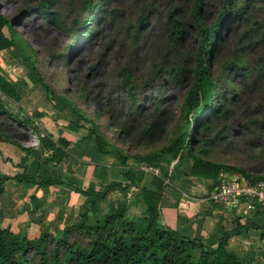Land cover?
Here are the masks:
<instances>
[{
	"label": "rangeland",
	"instance_id": "1",
	"mask_svg": "<svg viewBox=\"0 0 264 264\" xmlns=\"http://www.w3.org/2000/svg\"><path fill=\"white\" fill-rule=\"evenodd\" d=\"M40 1L0 0V12L51 91L47 95L29 80L28 60L11 45L0 49V71L13 81L19 99L0 94L4 104L21 119L32 117L37 127L33 109L71 115L85 126L78 113L86 115L105 145L124 153L128 164L135 163L134 155L167 143L181 121L180 105L199 40L191 20L193 7L198 4L201 22L209 24L223 0H47L60 25L37 12ZM168 11L183 23L177 38L166 28ZM2 30L8 35L6 26ZM170 68L179 73L172 75ZM208 69L216 79L221 115L213 117L208 129L197 127L191 145L195 150L204 147L201 155L207 159L264 173V0L233 1L211 47ZM126 74L133 103L122 85ZM151 121L157 126L154 137L144 131ZM32 125L0 116V132L19 143L31 141L29 134L36 133ZM6 158L0 152V159ZM170 159L165 154L153 167L144 165V182L162 172L160 166ZM255 254L254 248L235 253L244 264H263Z\"/></svg>",
	"mask_w": 264,
	"mask_h": 264
},
{
	"label": "trees",
	"instance_id": "2",
	"mask_svg": "<svg viewBox=\"0 0 264 264\" xmlns=\"http://www.w3.org/2000/svg\"><path fill=\"white\" fill-rule=\"evenodd\" d=\"M234 0H223V5L217 17L209 24H203L200 19L198 4H195L191 13L198 44L194 53V64L191 71L190 82L186 87L180 105L181 121L172 130L169 141L156 149L143 154L134 155V164L126 162L127 156L119 149L113 148L118 158L119 166L125 181H110L102 184L98 190L75 189L84 194L93 196L90 201L89 211L96 215L87 222L88 210H84L78 221L65 225L58 233L54 234L48 229L42 230L38 235L27 237L13 235L7 226L0 224V264H244L241 259L228 247L226 241L232 235L238 234L253 224L239 222V216H234L233 226L223 230L216 238L209 242L195 237L182 235L177 229L161 224L157 221L159 203L164 186L165 171L149 175L147 182L142 180L145 176L140 165H154L162 155H183L190 159L187 173L190 175L216 178L221 170L236 171L250 180H264V173H251L237 164H227L203 157L205 148L201 145L197 150L191 145L193 133L197 127L208 129L213 117L221 115L218 107L219 97L216 92V79L212 78L208 69V59L218 29L229 17ZM247 2V0H244ZM86 7L90 8L88 3ZM88 8V9H89ZM46 20H51L60 25L59 16L49 10L47 0H41L37 7ZM92 12V11H91ZM91 12H89L91 14ZM90 19L87 16L83 24ZM78 23V21H74ZM2 26H6L8 35H5ZM166 28L171 37L177 38L183 32V23L173 18L171 11L167 12ZM15 46L29 62V74L33 82L37 83L48 95L50 87L42 80L34 57L30 56L16 37L15 30L11 27L10 20L0 12V49ZM238 63V62H237ZM172 75L179 72L175 68L168 70ZM122 85L127 88L131 103L135 102V94L128 82L127 74ZM0 94L14 101L19 99V94L10 80L0 73ZM136 104V103H135ZM137 107V105H136ZM72 114L76 109L71 106ZM87 121L88 134L92 135L97 144V149L102 150L106 144L103 134L97 125L88 116L78 113ZM12 117L19 124H33V118L26 115L22 119L17 117L2 101L0 97V116ZM37 137V150L40 158L49 165L57 163L65 153L66 141L61 138H52L50 133L40 126L32 125ZM161 129V127H158ZM157 126L153 121L144 126V131L151 137L156 135ZM0 140H5L17 145L24 151L20 159L23 167L20 173L12 175L17 180L34 182L38 186L52 183H61V178L56 175L31 177L25 172V161L31 147H23L19 142L10 139L0 132ZM44 154V152H47ZM9 176H0V183ZM127 186L136 188L140 194L144 209L139 223L124 217L125 206L109 208L103 214L97 215L94 202L102 198L107 191L113 188L123 189ZM261 233V237L264 238ZM125 236V238H124ZM264 250V248H263ZM264 257V253H263Z\"/></svg>",
	"mask_w": 264,
	"mask_h": 264
},
{
	"label": "crops",
	"instance_id": "3",
	"mask_svg": "<svg viewBox=\"0 0 264 264\" xmlns=\"http://www.w3.org/2000/svg\"><path fill=\"white\" fill-rule=\"evenodd\" d=\"M28 77L33 82L31 76ZM6 78L14 85L11 79ZM32 113L36 115L35 124L50 133L53 139L63 138L66 145L61 159L49 165L40 158L36 133L29 134L30 142L19 143L23 147H31L25 161V172L29 176L56 174L62 180L61 183L38 186L34 182L12 177L23 169L20 159L24 151L13 143L0 140V152L7 156L5 161L0 159V176H9L0 183V224L7 226L13 235L27 237L36 236L44 229L56 234L65 225L79 220L81 213L89 209L93 196L82 193L74 186L98 190L107 182L125 181L113 150L107 145H102L103 149L98 150L94 138L88 134L87 126L79 118L53 116L51 112L36 109ZM177 157L160 166L167 177L164 178L157 221L177 229L182 235L209 242L223 230L231 228L234 223L232 218L238 214L225 211L219 203L209 198L208 193L215 178L188 174L190 159L185 155L180 159ZM175 160L176 168L172 170ZM142 182L145 183L144 179ZM121 205L125 206L124 217L138 224L144 204L136 188H113L94 202L97 215ZM94 218L88 210L87 222ZM239 222H251L253 226L229 237L226 247L234 253L243 248H254L264 264V238L261 237V233L264 234V210L249 212L244 220L239 217Z\"/></svg>",
	"mask_w": 264,
	"mask_h": 264
},
{
	"label": "built area",
	"instance_id": "4",
	"mask_svg": "<svg viewBox=\"0 0 264 264\" xmlns=\"http://www.w3.org/2000/svg\"><path fill=\"white\" fill-rule=\"evenodd\" d=\"M140 167L146 169L144 165ZM208 195L225 211L238 214L242 220L249 212L264 210V180H250L239 172L230 173L221 170L212 183Z\"/></svg>",
	"mask_w": 264,
	"mask_h": 264
}]
</instances>
